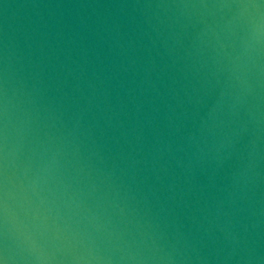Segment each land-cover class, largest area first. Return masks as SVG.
I'll return each mask as SVG.
<instances>
[{"label":"water","instance_id":"water-1","mask_svg":"<svg viewBox=\"0 0 264 264\" xmlns=\"http://www.w3.org/2000/svg\"><path fill=\"white\" fill-rule=\"evenodd\" d=\"M0 264H264V0H0Z\"/></svg>","mask_w":264,"mask_h":264}]
</instances>
